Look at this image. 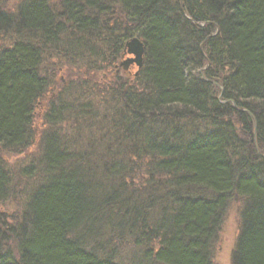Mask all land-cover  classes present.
<instances>
[{"label": "trees", "instance_id": "trees-1", "mask_svg": "<svg viewBox=\"0 0 264 264\" xmlns=\"http://www.w3.org/2000/svg\"><path fill=\"white\" fill-rule=\"evenodd\" d=\"M60 4L56 12L49 0H27L15 16L0 12V38L14 41L0 48V147L19 153L39 137L43 164V169H23L27 177L39 175L40 184L16 218L3 211L11 198L12 175L0 159V264H126L116 257L124 243L130 249L135 244L130 264H214L211 247L234 194L247 202L233 264H264V157L258 154H264V0ZM113 4L122 20L115 19ZM103 14L109 32L101 36L97 30ZM15 23L24 26L23 35L10 32ZM30 29L37 42L28 39ZM66 33L73 34L70 55L88 51L93 57V42L114 41L105 53L112 67L127 41L136 36L143 41V69L130 86L116 83L124 114L117 115L113 130L119 133L129 125L121 143L125 149L140 139V129L154 133L149 149L160 160L159 171L171 178L165 186L170 212L95 186L97 175L88 171L94 169L87 168L89 161L97 167L106 163V177L120 181L125 168L110 159L126 151L105 140L99 127L86 149L74 146L75 131L87 126L82 133L91 134L94 120L90 107L78 104L72 93L64 94L66 102L57 111L45 112L48 135L36 134L35 107L50 88L41 73L43 48L59 52ZM81 35L91 43L78 49ZM203 61L206 68L199 73ZM152 116L162 118L164 126L154 130ZM66 121L71 134L61 127ZM250 125L254 139L246 136ZM202 190L211 196L198 195ZM115 209L126 212L130 226L117 217L113 239L101 230L98 240L97 224H106Z\"/></svg>", "mask_w": 264, "mask_h": 264}, {"label": "rangeland", "instance_id": "rangeland-1", "mask_svg": "<svg viewBox=\"0 0 264 264\" xmlns=\"http://www.w3.org/2000/svg\"><path fill=\"white\" fill-rule=\"evenodd\" d=\"M25 1L27 0H0V12H6L15 16L19 9L18 7L25 3ZM49 1L51 7H53L56 12L61 11L62 6L60 2L62 0ZM111 8L117 12L115 17L116 20H122V18H124V15L118 10V6L113 4ZM107 16V14H103L99 17L102 22H100V29H98L97 32L101 36L109 32L108 19L104 20L102 18H106ZM125 26L129 27L128 24ZM67 28L70 30L69 26ZM92 33H94V31H92ZM70 35L73 34L71 33ZM70 35L66 33L61 37V44L57 46L60 48L59 52L48 51L45 46L43 48V51L45 50L46 52L43 54L41 73L42 76L48 80L50 88L45 94L46 96L40 101V107L37 108L34 113L35 120L33 126L36 134L40 136L42 132H45L48 135V129L51 127L44 122L45 112H49L52 108L56 110L62 101L65 100L64 94L66 93L70 96L72 93V97L76 98L78 104L90 107L88 113L94 120L92 127L95 126V128H90L89 132L91 134L82 133V130L87 126L83 127L78 132L75 131L74 146L79 151L81 148L86 149L87 144L96 136L95 134L99 133L98 130H96V128L99 127L101 128V132H106L104 135L105 140H110L111 145L117 146L118 149L122 148L123 151H128L127 153H119L121 159L118 157V154H113L111 159L109 158L110 162L112 160L117 163L121 162V167L125 168L126 175H122L124 177H122L120 181L106 177L108 170L105 171L107 168L103 167L105 165L108 166L106 163L100 162L101 164L97 167L89 161L87 168L94 169H89L88 171H95L97 175V177L94 178L98 181L95 186L101 188L109 195L115 194L116 192L122 195H124V193L134 195L140 198L143 207L150 206L155 210L157 206V209L161 208L170 212V200L165 193V186L169 185L168 182L171 178L159 171L157 163L160 162V160H157L156 156L151 154L152 152L149 149V147L153 145V141H155L154 133L150 131L149 127L147 130L140 129L138 133L140 139L132 140L130 144H128L129 147L125 149V146L121 145V143L125 141V131L129 130V125L125 123V129L120 131L121 133H115L113 130V123L117 120V115L124 111V103L118 91V85L130 86L129 83L135 81V75L138 73L137 67L135 65L131 66L127 72L116 70V66L119 68L120 63L125 61L127 56L124 59H119L112 67V62H108L106 57L108 55L105 53L108 48L111 50L110 46L114 44L112 43L114 41L110 43L106 42L104 45L93 42L92 48L96 50L97 54L93 57L88 51L70 55L68 53V46H70L72 37ZM82 37V35L78 37L81 42V46H79L78 49L91 43L87 36L86 38ZM13 43V39H9L8 37L0 38V48L9 47L13 45ZM101 55L104 57L101 58ZM200 65L203 66V68L197 70L199 73L206 68L204 61L200 63ZM63 102L65 103L66 101ZM120 109H123V111ZM161 119L162 118H159V116L151 117V127L154 130L164 126ZM163 120H165V118ZM85 122L86 120H81V124L85 125ZM61 127L71 134L70 131L72 126L69 121L64 122ZM252 141L254 140L252 139ZM40 145L41 139L37 137L31 142L28 148L23 149L19 153L3 151V148L0 147V159L7 163L9 172L11 173L10 175H12L11 198L5 205L6 209L3 211L12 217H21V213L25 208V201L40 184L39 175L27 177L23 172V169L29 166H34L35 169H43L41 160L42 145ZM80 154L82 153H78L77 155L81 156ZM86 156L87 155L83 157L86 158ZM98 159L99 158H96L95 160ZM82 169H84V172L86 171L84 167H82ZM155 170H158V172H155ZM197 193L198 195L206 197L211 196L210 194L208 196L203 190ZM246 202L244 198L241 199L235 194L228 202L227 209L224 211L223 221L220 227L221 230L217 233L211 247V257L214 264H233L237 237L241 230V213L244 208L243 205ZM112 212L111 218L108 220L104 219L106 224H102L101 226L97 224L98 233L96 236L98 240L101 236V230L107 232L110 241L113 239L114 234L111 227L117 225V217L120 218L121 222L127 223V227L130 226V223L126 220L127 216L125 211L115 209ZM152 218L154 219L155 217ZM98 223H100V220ZM106 228L107 230L105 231ZM134 246L135 244H132L131 249L134 248ZM131 249L129 248V244H122L120 250L116 252L117 260L122 263L130 264V261L132 262L134 260V256L132 255L134 254V249H132V251Z\"/></svg>", "mask_w": 264, "mask_h": 264}, {"label": "water", "instance_id": "water-1", "mask_svg": "<svg viewBox=\"0 0 264 264\" xmlns=\"http://www.w3.org/2000/svg\"><path fill=\"white\" fill-rule=\"evenodd\" d=\"M125 47L124 57L128 56V58L126 61L122 62L119 67L124 71L129 70V68L133 65L141 69L145 58V46L143 42L136 37L128 41Z\"/></svg>", "mask_w": 264, "mask_h": 264}, {"label": "bare ground", "instance_id": "bare-ground-1", "mask_svg": "<svg viewBox=\"0 0 264 264\" xmlns=\"http://www.w3.org/2000/svg\"><path fill=\"white\" fill-rule=\"evenodd\" d=\"M18 25V26H17ZM16 25V23H15V25H13V27H12V29L10 30V32L12 33V34H14L15 32H16V30L17 31H19L20 33H22V35H23V33L25 32V30H24V26L22 25V24H17ZM29 32H28V39L29 40H31V41H33V42H37V38L35 37V36H37L38 37V35H37V33L36 32H34L33 30H28ZM40 66H42V63H41V65ZM40 103V102H39ZM40 106H39V104H36V107H35V111L37 110V108H39ZM249 129H250V135H246V136H248V137H253V139H254V136H255V129L253 128V125H250L249 126ZM258 154L261 156V157H264V154H261V153H259L258 152ZM241 221H242V218H241ZM236 251V250H235Z\"/></svg>", "mask_w": 264, "mask_h": 264}]
</instances>
